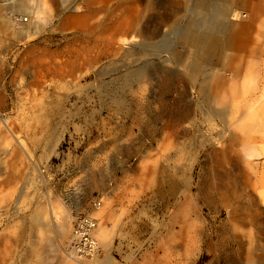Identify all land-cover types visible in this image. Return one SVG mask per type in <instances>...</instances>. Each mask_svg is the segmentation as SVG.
Wrapping results in <instances>:
<instances>
[{
	"label": "rangeland",
	"instance_id": "1",
	"mask_svg": "<svg viewBox=\"0 0 264 264\" xmlns=\"http://www.w3.org/2000/svg\"><path fill=\"white\" fill-rule=\"evenodd\" d=\"M23 1L0 0V264H264V0ZM241 22L222 62L206 35Z\"/></svg>",
	"mask_w": 264,
	"mask_h": 264
},
{
	"label": "bare ground",
	"instance_id": "2",
	"mask_svg": "<svg viewBox=\"0 0 264 264\" xmlns=\"http://www.w3.org/2000/svg\"><path fill=\"white\" fill-rule=\"evenodd\" d=\"M29 1H33V0L23 1L22 3H20V5L17 6V9H18V7H19V9L25 8V4H27ZM3 9H4V4L2 3V6L0 5V20H1V18H3V17H1ZM1 22H2V20H1ZM247 28L248 27L244 22L238 23V25H236V27H232V29L227 28L225 25H223V26L222 25H220V26L216 25L214 27V29L212 30V32L210 34L206 35L208 37V39L212 41L211 43L213 46H216V43H220L219 47L217 48V51L219 52V58L222 62L226 61L227 57H229V59H232L233 55H235L236 53L239 52V49L242 46L244 33L247 31ZM179 29L180 28H178V30ZM226 31H228V32H226ZM200 38L201 37L196 33L192 34V36L190 37L192 50H193L194 54L195 53L197 54L198 48L202 42L200 40ZM216 86L217 85L212 80V82L209 83L208 87H206L207 90L205 91L206 100H207V102H209V105L211 106V109L209 111V112H211L210 113L211 117H215L217 115L225 113L224 110L225 111L230 110V112H231L233 110L232 108L234 106L231 103V100H232L231 96H233L235 93L234 88L231 87L229 89V94L231 95V96H229L227 94H221ZM221 109L223 111H220ZM260 137L264 141V135H262ZM21 145H22V148L25 150L31 149V146L29 144H27V142L21 141ZM217 160L220 161L222 159L219 158ZM24 164H25V159H23L22 156L19 154L16 157L15 164L13 162L8 164L10 166V170H11L9 173V178L13 183L12 187H11L12 193L16 189V186L19 184V182L22 180V178H26L24 176ZM262 177L264 178V173H263ZM229 192H230V190H229ZM231 193L233 195L236 194L235 190H233V189L231 190ZM31 198L32 197H31L30 192L25 191L21 197V202L22 203H29L31 201ZM41 212L42 211H40L38 209L37 214L39 215V218L41 216ZM39 218H37L38 223H39ZM92 227H93V224L91 221L88 220V221L84 222V225L80 226V228H83V229L78 230V235H79V236H77L78 240L83 241V237H84L85 233H87V230H88V232L90 234ZM73 234H71V235H73ZM90 238L92 240H94L92 246H96L97 240L95 238L93 239L91 234H90ZM81 243H79V244H81ZM102 245L108 247L110 250L111 246H112V240H110L109 237L102 236ZM79 247L82 248L80 251H83L87 254L92 253L93 249L95 248V247H93V248H89V250H86L82 246H79ZM75 252H77L79 255L78 250H75ZM112 259H113V257H112ZM113 260H115V259H113ZM90 261H96L98 264H101L99 259H97V257L95 255L92 257V259H90Z\"/></svg>",
	"mask_w": 264,
	"mask_h": 264
},
{
	"label": "built area",
	"instance_id": "3",
	"mask_svg": "<svg viewBox=\"0 0 264 264\" xmlns=\"http://www.w3.org/2000/svg\"><path fill=\"white\" fill-rule=\"evenodd\" d=\"M89 218H83L79 223H83L84 221H87ZM83 228H80L79 227V224H78V227H77V229H76V232L78 231V230H82ZM93 241L94 240H92L91 238H90V234H89V232H88V230H87V233H85V235H84V237H83V241H82V243H81V246L83 247V248H85L86 250H89V248H93V247H95V246H92L93 245ZM97 247L98 246H96L95 247V249H97ZM82 248H80V247H78V250H81Z\"/></svg>",
	"mask_w": 264,
	"mask_h": 264
}]
</instances>
